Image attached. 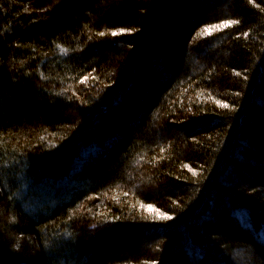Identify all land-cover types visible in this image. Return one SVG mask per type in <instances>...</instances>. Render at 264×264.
<instances>
[{
    "label": "trees",
    "instance_id": "1",
    "mask_svg": "<svg viewBox=\"0 0 264 264\" xmlns=\"http://www.w3.org/2000/svg\"><path fill=\"white\" fill-rule=\"evenodd\" d=\"M0 264H264V0H0Z\"/></svg>",
    "mask_w": 264,
    "mask_h": 264
},
{
    "label": "snow or ice",
    "instance_id": "2",
    "mask_svg": "<svg viewBox=\"0 0 264 264\" xmlns=\"http://www.w3.org/2000/svg\"><path fill=\"white\" fill-rule=\"evenodd\" d=\"M251 2V0H250ZM236 23H239V21H236V20H233V21H228L226 22L224 25H218L216 27H228L230 26L231 24H236ZM205 31H208V29H205ZM113 35H116V33H113ZM245 36H247V33L244 34ZM237 75H239V73H237ZM151 211V208L149 209ZM167 219H172L171 217H166Z\"/></svg>",
    "mask_w": 264,
    "mask_h": 264
}]
</instances>
